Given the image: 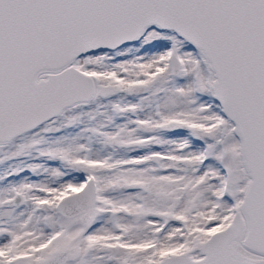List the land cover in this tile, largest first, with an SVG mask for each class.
<instances>
[{
	"label": "snow or ice",
	"instance_id": "1",
	"mask_svg": "<svg viewBox=\"0 0 264 264\" xmlns=\"http://www.w3.org/2000/svg\"><path fill=\"white\" fill-rule=\"evenodd\" d=\"M0 264H264V0H0Z\"/></svg>",
	"mask_w": 264,
	"mask_h": 264
}]
</instances>
